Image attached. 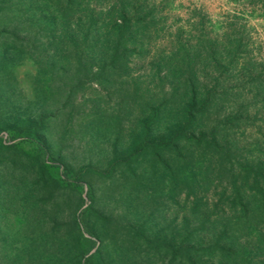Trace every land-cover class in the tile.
<instances>
[{
	"label": "trees",
	"instance_id": "16d2710c",
	"mask_svg": "<svg viewBox=\"0 0 264 264\" xmlns=\"http://www.w3.org/2000/svg\"><path fill=\"white\" fill-rule=\"evenodd\" d=\"M157 12L143 0H0V264H264L262 64L235 33L220 40L195 22L156 54L151 87L131 63L148 55ZM26 60L37 72L23 101ZM250 92L263 96L261 138L242 145ZM68 109L113 142L105 168L52 163L50 122ZM92 175L122 185L117 213L103 207L108 189L80 183Z\"/></svg>",
	"mask_w": 264,
	"mask_h": 264
},
{
	"label": "rangeland",
	"instance_id": "374dc122",
	"mask_svg": "<svg viewBox=\"0 0 264 264\" xmlns=\"http://www.w3.org/2000/svg\"><path fill=\"white\" fill-rule=\"evenodd\" d=\"M145 7L149 8L155 5L158 9L157 19L159 20V33L154 34L149 45V53L145 59H134L131 63L132 72L136 75H140L143 80L150 82L152 87L154 82L153 72L151 68L154 63L156 54L164 49H170L172 47V41L175 39L177 31L181 28L184 31H188L190 26L194 23H198L197 29H205L211 36L218 37L220 40H224L225 34H233L235 39H239V42L244 43V48L247 50L244 52L249 59L262 66L256 71L257 77L264 81V7L261 5H252L248 0H143ZM200 22H204L201 26ZM204 27V28H203ZM187 33V32H186ZM37 72L36 64L33 60H26L22 63L19 70L20 80V97L23 101L32 99L33 97V85L34 75ZM234 76H232L231 85L235 84ZM147 83V82H146ZM245 84V82H241ZM250 86V84H247ZM248 88L246 89V91ZM253 94H248L249 99L246 103L250 102L252 106L249 108V112H244L245 117L248 119V129L246 134L241 133L238 137L242 139V145L251 143L261 138L255 124L261 123L260 116L257 115L258 108L261 105V96L258 99H252ZM116 100V99H115ZM115 100L110 97H104L102 105L100 106L107 112H112L116 108ZM53 102V101H51ZM54 106L59 104L54 102ZM91 104L87 110L90 109ZM117 107V105H116ZM68 113L59 114L56 118H52L53 138L55 140V147L51 156L54 158L52 163L59 164L63 171L66 167L73 170L93 165L99 168H105L109 163L112 152L113 142L110 139L97 137L92 138V132L88 127L80 125V114L69 116ZM34 114L39 117L43 112V108H38V103L32 109ZM83 111L81 112V114ZM250 117H247V115ZM124 117V118H123ZM123 128L125 134L131 129L135 118L133 108H129L124 112ZM114 129H121L120 126L114 125ZM122 130V129H121ZM264 133V129L262 130ZM5 137H8L7 132H2ZM21 139H17L15 142H19ZM26 149H31L33 146L28 142H23ZM48 158V157H47ZM75 173L69 176H65L66 179L71 180ZM87 190L88 183L94 185L96 189L101 191L102 189H108V197L106 208L108 211L117 213L120 210L119 191L122 185H111L107 187L102 179L97 176H88L87 179L80 181ZM85 197L87 198L86 194ZM85 206L90 204L87 198ZM75 207L71 206L72 211ZM70 208H67L66 215L70 213ZM16 210H22V208H12L8 214L10 217V225H18V213Z\"/></svg>",
	"mask_w": 264,
	"mask_h": 264
}]
</instances>
